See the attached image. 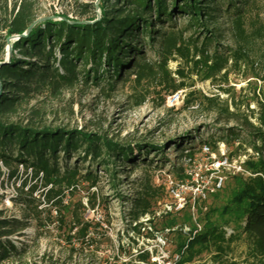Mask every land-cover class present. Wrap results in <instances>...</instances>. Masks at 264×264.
<instances>
[{
  "label": "trees",
  "instance_id": "obj_1",
  "mask_svg": "<svg viewBox=\"0 0 264 264\" xmlns=\"http://www.w3.org/2000/svg\"><path fill=\"white\" fill-rule=\"evenodd\" d=\"M260 1L264 0H170L168 5L167 0H98L97 20L95 16L78 21L47 18L33 24L24 36L36 18L29 4H20L3 27L6 36H19L10 44L8 60H4L5 38L0 39V165L7 170L9 178L21 166L40 179L42 200L59 209L65 191H73L78 183L98 185L101 179L96 173L97 166L114 180L118 172L125 173L118 171L121 168L117 166L149 167L151 163L144 158L145 154L153 151L161 156L166 144L179 153V159H193L197 152L195 137L189 135L168 141L159 148L140 144L132 147L105 137L96 139L90 133L35 127L9 118L38 96L55 94L89 81L102 92L106 89L113 92L118 83L130 80L132 75V81L137 84L157 79L160 86L166 83L175 93L185 87V73L180 67L175 69L173 74L180 80L176 82L168 70L170 60L190 66V76H201L204 80H214L219 74L227 76L231 69L239 71L248 64L253 65V58L259 57L257 44L264 41V19L256 10ZM253 10H256L254 14ZM178 16H185V26L177 27L174 18ZM223 17L232 42L228 48L217 45L221 34L212 26ZM147 50L152 52V58L145 56ZM187 96L191 97L192 92ZM207 100L208 111L225 113L229 119L236 120V113L230 112L227 104L222 107L214 99ZM191 103L186 99L183 108L193 106ZM249 116L255 124L245 118V129L222 130L216 140L200 141L216 148L217 141L231 144L245 134V140L238 146L245 145L252 150L243 163L244 172L249 175L238 176L239 187L222 211L228 218L220 222L207 220L193 236L179 230L185 237L176 248L180 255L177 264L193 262L203 253L210 254L213 264H238L228 257L234 243L244 248L242 264H264L263 105L250 109ZM133 151L143 155L137 157ZM88 161L94 163V168L82 169ZM155 162V168L170 167L169 163L162 165L167 162L165 159ZM167 170L177 178L184 176L181 165ZM21 185L18 191L23 190L25 183ZM161 192L162 187H156L152 177L145 176L124 199L130 205L126 215L131 224H136L133 230H140L137 222L142 217L154 216L155 201ZM32 193L33 189L28 197L20 195L16 203L36 215L40 211L34 208ZM232 220L236 221L235 227H230ZM75 221V226L82 225L77 238L83 241L88 227L79 216H75ZM174 226L176 221L172 218L169 228ZM28 227L26 217L0 216V264L25 255L26 247L18 248L9 238ZM226 229L230 230L229 235ZM149 258L146 250L138 255L143 264H150Z\"/></svg>",
  "mask_w": 264,
  "mask_h": 264
},
{
  "label": "rangeland",
  "instance_id": "obj_2",
  "mask_svg": "<svg viewBox=\"0 0 264 264\" xmlns=\"http://www.w3.org/2000/svg\"><path fill=\"white\" fill-rule=\"evenodd\" d=\"M22 3L30 5L36 20L49 18L57 21L59 17H66L78 21L91 16H95L96 20L99 18L98 0H0V39L5 38V60L11 54H8L7 47L16 38L6 36L3 27ZM167 3L169 5L170 0ZM256 10L259 11V17L264 19V1L259 2ZM174 21L178 28L187 24L185 16H178ZM212 26L221 34L217 45L232 47L225 17L219 18ZM256 48L259 57L253 58V65L248 64L239 71L231 69L227 76L219 74L214 80L190 76V66L179 60H170L168 70L176 82L180 80L173 74L175 69L180 67L185 73V87L179 90L182 99L176 103L168 100L174 93L166 83L160 86L158 80L153 79L137 84L130 75V80L118 83L113 92L107 89L102 92L89 81L55 94L45 93L23 104L18 114L9 118L10 121L90 133L96 139L105 137L132 147L140 144L159 148L168 141L184 139L185 135L195 137L197 152L190 160V183L201 187L205 197H197L190 191V208L186 205L180 213L154 216L151 219L153 232L148 234L137 228L133 230L134 226L126 215L130 205L125 204L124 199L133 193L137 182L143 177L151 176L153 184L162 187L155 201L156 210L162 203L173 202L165 195L163 182L167 175L175 180L177 177L167 169L186 163L185 158L179 159V153L169 148L168 144L164 146L161 156L153 151L145 154L144 158L151 163L149 167L117 166L121 168L118 171L125 173L118 172V178L114 180L109 179L97 166L96 173L101 179L98 185L90 187L86 183H78L73 191L64 192L59 209L42 200L40 179L24 171L21 166L15 176L9 178L7 170L0 165V216L26 217L29 223V227L18 236L9 238L18 248L26 247L25 255L10 258L1 264H143L138 260V255L144 250L149 254L150 264H175L173 255L185 237L179 230L190 229V235L193 236L207 220L220 222L228 218L222 211L239 187L238 176H246L243 163L252 150L245 145L242 148L238 146L240 141L245 140V134H241L231 144L217 141L216 148L207 145V153L201 151L204 144L200 141L209 138L216 140L222 130L245 129V118L255 124L249 111L256 109L259 104L264 107V41L258 42ZM145 56L149 59L153 54L147 50ZM255 74L259 76L255 77ZM189 92H192L191 97L187 96ZM208 98L214 99L222 107L227 104L228 110L236 113V120L229 119L225 113L208 111ZM186 99L193 106L183 108ZM133 152L137 157L143 155ZM156 159H165L167 162L162 165L169 163L170 167L155 168ZM224 159H227L225 168H219ZM88 162L82 169L86 166L94 168V163ZM217 178L222 179L220 188L214 186ZM22 182L25 183L23 190L18 191ZM31 189L34 208L40 211L36 215L32 210L28 212L24 205L16 203L20 195L28 197ZM185 197L188 201V194ZM75 216H79L88 227L83 241L77 238L82 225L75 226ZM172 218L176 226L169 228ZM230 225L235 227L236 221L232 220ZM232 249L228 257L242 264L243 246L234 243ZM183 264H213V261L210 254L203 253L193 262Z\"/></svg>",
  "mask_w": 264,
  "mask_h": 264
},
{
  "label": "built area",
  "instance_id": "obj_3",
  "mask_svg": "<svg viewBox=\"0 0 264 264\" xmlns=\"http://www.w3.org/2000/svg\"><path fill=\"white\" fill-rule=\"evenodd\" d=\"M182 99V93L181 91H177L174 94H172L168 100H170L172 103H176L179 100ZM201 151L204 153H207L209 151V147L204 144L201 148ZM185 165L183 166V178H171L170 175H167L165 178V181L163 182V187L165 189V195L173 199L172 203H162L160 205V208L158 210L155 209L154 216L159 215H169L172 213H180L186 205L190 208V191L193 192L197 197L204 198L205 194L201 187L195 186L194 184L190 183V159H185ZM222 165L219 166V168L224 169L225 165L227 164V159H224L221 162ZM245 175H249V173L244 172ZM191 184V185H190ZM222 184V179L217 178V181L214 182V186L216 188H220ZM201 188V189H200ZM215 189V188H214ZM188 194L189 200L186 201L185 195ZM153 216V217H154ZM149 215H146L142 217L138 222L137 225H141L140 230L144 233H150L153 232V228L151 226V219L153 218ZM136 224L134 223L133 226ZM182 232L184 234L189 233L190 229L183 228ZM227 235L230 234V230L226 229ZM157 238V237H156ZM186 246H184L182 249H185ZM180 259V255L178 253H175L173 255V262L175 264L178 263Z\"/></svg>",
  "mask_w": 264,
  "mask_h": 264
},
{
  "label": "water",
  "instance_id": "obj_4",
  "mask_svg": "<svg viewBox=\"0 0 264 264\" xmlns=\"http://www.w3.org/2000/svg\"><path fill=\"white\" fill-rule=\"evenodd\" d=\"M40 20H42V19H37V20H35L34 23H32V24L26 29L25 33H23L22 36L26 35V33H27V32L29 31V29L31 28V26H32L33 24L37 23V22L40 21ZM18 37H19V36H14V38H16V39H17ZM7 41H8V39H7ZM7 50H8V54H10V53H11V46H10V45H8ZM4 60H5V59H4Z\"/></svg>",
  "mask_w": 264,
  "mask_h": 264
}]
</instances>
